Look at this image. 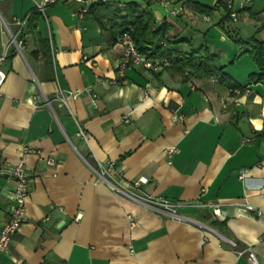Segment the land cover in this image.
<instances>
[{"label": "crops", "instance_id": "crops-1", "mask_svg": "<svg viewBox=\"0 0 264 264\" xmlns=\"http://www.w3.org/2000/svg\"><path fill=\"white\" fill-rule=\"evenodd\" d=\"M38 1L0 0V57L8 47L0 96V229L15 204L12 166L23 158L31 179L25 221L0 264H250L249 250L264 264V83L249 81L258 70L249 53L236 57L248 48L236 39L264 40V11L222 20L220 8L218 19L202 14L209 24L202 28L184 22L200 13L188 0H142L158 23L167 19L171 34L184 39L173 45L179 51L210 43L227 64L223 71L242 85L231 90L212 82L216 73L190 68L133 67L122 81L116 38L77 17L79 4L71 0L50 5L34 28L28 21L20 46L9 45L18 20ZM250 5L240 0L236 10ZM179 7L181 13L170 14ZM68 89L82 92L68 105L53 100ZM174 114L182 120L173 122ZM24 147L32 151L24 154ZM107 160L119 162L127 182L146 178V195L178 204L179 214L201 225L113 191L95 172Z\"/></svg>", "mask_w": 264, "mask_h": 264}, {"label": "trees", "instance_id": "trees-1", "mask_svg": "<svg viewBox=\"0 0 264 264\" xmlns=\"http://www.w3.org/2000/svg\"><path fill=\"white\" fill-rule=\"evenodd\" d=\"M233 2L234 0H216V3L211 6L199 1L188 0V3L196 11L209 16L223 8L225 15L222 20L234 19L231 15L233 11L236 14L248 11L250 16H256L264 11V0H249L251 5L239 10L229 8V4H233ZM39 14L40 12L35 8L28 16L29 28L32 29L36 26ZM84 17L96 21L102 30H108L111 37L116 40L121 32L129 30L137 48L142 53L150 57L168 59L171 62V67L178 70L190 68L207 74L216 73L220 84L231 90L242 89L240 83L223 71L227 64H221L219 54L211 49L210 43L207 41H203L199 47H191L185 52L179 51L177 47L173 46L179 45L184 39L177 40V36L171 34L173 25L167 19L161 23L156 21L150 3H144L142 0H98L90 6ZM236 43L248 46L236 57L249 53L258 68L257 72L249 75V81L264 83V40L252 35L247 39L238 38ZM47 59L49 58L47 57ZM233 60L230 63H233Z\"/></svg>", "mask_w": 264, "mask_h": 264}, {"label": "built area", "instance_id": "built-area-1", "mask_svg": "<svg viewBox=\"0 0 264 264\" xmlns=\"http://www.w3.org/2000/svg\"><path fill=\"white\" fill-rule=\"evenodd\" d=\"M60 0H39L36 4V9L40 13L46 14L48 7ZM79 4V8L76 12L77 17H84L85 13L89 11L90 6L98 0H71ZM106 1V0H103ZM249 2V0H245ZM229 8L233 9V4H229ZM182 12V8H174L170 11L171 15H177ZM232 17L236 19V12L231 13ZM18 23L20 25L19 30L16 34H11V40L9 45L12 43L20 46L21 42L18 41V37L22 34L28 23V17L19 19ZM116 44L122 48V56L118 63L117 70L119 73V78L122 81L126 79V71L133 67H141L151 71H161L165 68L171 67V62L165 58H156L150 57L142 53L136 46L134 38L129 30L121 32L117 36ZM7 50L6 48L3 55L0 57V96L1 88L6 81L7 73L4 68V63L7 59ZM212 82L218 83L219 78L217 76H212ZM98 80H100L98 78ZM81 90L78 89H68V90H59L56 97L53 99L59 101L62 105H68L70 99H76L80 96ZM53 100L45 99L46 105L51 106ZM96 105V103L94 102ZM173 122H179L182 120V117L174 114L172 117ZM79 134L84 138L88 139V135L80 127ZM32 150L28 147L23 148V153L27 154ZM169 154H173L175 151L171 149L168 151ZM46 163L49 165H54L57 163V159L54 157H45ZM95 169V168H94ZM95 172L98 175L99 181L106 183L113 191L120 193L130 199L136 200L140 203L145 204L149 208L161 212L165 215H168L178 221L196 223L195 221L189 219L178 213L177 207L178 204L172 203L167 199L158 197L153 198L149 195H146L142 190L141 186L147 182L146 178L138 179L134 182H127L124 179L123 169L120 167L119 162L116 160H107L105 162H99L98 169H95ZM10 174L15 181L14 188V207L10 213V216L7 222L0 229V254L8 249L14 235L18 232L20 227L25 221L27 214V198L30 192V183L31 179L26 169V164L24 159L19 160L10 170ZM244 175H240V178H243ZM213 207L214 214L220 216L221 209L219 205H209ZM245 209L248 211L256 210L252 205L246 204ZM81 217V213H78L76 219ZM132 221V219H131ZM248 259L250 264H259L256 254L252 251H248Z\"/></svg>", "mask_w": 264, "mask_h": 264}, {"label": "rangeland", "instance_id": "rangeland-1", "mask_svg": "<svg viewBox=\"0 0 264 264\" xmlns=\"http://www.w3.org/2000/svg\"><path fill=\"white\" fill-rule=\"evenodd\" d=\"M203 2H206L207 4L213 6L216 3V0H201ZM240 4V0H234L233 2V8L236 9L239 7ZM221 11H225L223 8H221ZM219 10H216L213 14V16L211 17L212 20L214 19H218L219 17ZM174 21H177V18L171 17ZM194 21L192 22L191 20H189L187 17L184 19V22H187L190 26H200L202 28H206L209 24L204 22L203 20V16L202 13H199L198 15L194 16ZM209 27V26H208ZM212 38L214 40H216L218 43V45H222V43L220 42V35L218 33H213L212 34ZM211 39V38H210ZM224 46H226L225 44H223ZM120 194V193H119ZM122 195V194H121Z\"/></svg>", "mask_w": 264, "mask_h": 264}]
</instances>
